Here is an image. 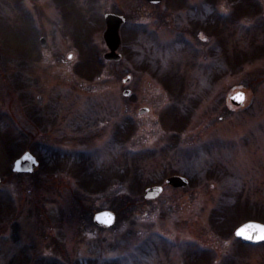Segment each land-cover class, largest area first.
<instances>
[{
	"label": "rangeland",
	"instance_id": "1",
	"mask_svg": "<svg viewBox=\"0 0 264 264\" xmlns=\"http://www.w3.org/2000/svg\"><path fill=\"white\" fill-rule=\"evenodd\" d=\"M263 213L264 0H0V264H264Z\"/></svg>",
	"mask_w": 264,
	"mask_h": 264
},
{
	"label": "water",
	"instance_id": "2",
	"mask_svg": "<svg viewBox=\"0 0 264 264\" xmlns=\"http://www.w3.org/2000/svg\"><path fill=\"white\" fill-rule=\"evenodd\" d=\"M147 1L151 3H159L161 0ZM104 22L105 30L102 34V38L108 51L103 55V57L106 60L117 62L121 59V55L117 52L121 44L119 29L125 22V18L114 13H106L104 15ZM40 42L44 44L45 40L41 39ZM128 81L129 76L125 78L123 82L126 83ZM122 94L128 97L131 95V91L129 89H125ZM241 94L243 95L241 96ZM244 99V93L241 91H238L229 97L230 102L234 106H240L243 103ZM146 112H148V108L146 107L139 108L138 110V114L140 115ZM36 165L37 162L35 157L29 151H27L14 161L12 170L14 172H31L36 167ZM165 183L173 187H181L187 185L188 180L181 176H170L165 180ZM161 191V186L148 187L144 191V197L147 199H153L157 197ZM92 220L96 226L105 228L110 227L115 222V214L109 210H102L96 212L93 215ZM235 235L250 242L264 241V225L257 222H247L236 229Z\"/></svg>",
	"mask_w": 264,
	"mask_h": 264
},
{
	"label": "trees",
	"instance_id": "3",
	"mask_svg": "<svg viewBox=\"0 0 264 264\" xmlns=\"http://www.w3.org/2000/svg\"><path fill=\"white\" fill-rule=\"evenodd\" d=\"M56 2H58V1H56ZM59 4H62V3H60V2H58ZM238 5V3L236 4V6ZM32 34H30V37H27V38H29V43L27 42V44H26V49H27V57L28 56H30L31 55V53H32V45H31V41L33 40L32 39V36H31ZM9 38V37H8ZM7 44V43H6ZM22 44V45H21ZM8 45H10V46H12V47H19V48H24V44H23V42L22 41H17V39H16V41L14 42V40L10 37L9 38V42H8ZM26 51V50H25ZM95 57H96V55H95ZM95 61L96 62H98L99 61V63H100V60H97V58H95ZM82 74V73H81ZM84 75V74H83ZM174 142L172 141V140H170V142H169V144L170 145H172ZM34 175V174H33ZM98 178H100V176L98 177ZM106 181V178L104 177L103 178V180H101V185L100 184H98V183H95V184H93L92 183V185H93V187H92V190H93V192H95V191H97V190H95L96 188H101L103 185H104V183L103 182H105ZM100 183V182H99ZM94 187H96L95 189H94ZM129 187L130 188H132L133 186L131 185V184H129ZM98 188V189H99ZM85 189H88V186H85ZM100 190V189H99ZM263 215H264V213H263ZM259 218H263V216L262 217H259Z\"/></svg>",
	"mask_w": 264,
	"mask_h": 264
},
{
	"label": "bare ground",
	"instance_id": "4",
	"mask_svg": "<svg viewBox=\"0 0 264 264\" xmlns=\"http://www.w3.org/2000/svg\"><path fill=\"white\" fill-rule=\"evenodd\" d=\"M119 35H120V31H119ZM112 61V60H111ZM113 62H116V61H113Z\"/></svg>",
	"mask_w": 264,
	"mask_h": 264
},
{
	"label": "flooded vegetation",
	"instance_id": "5",
	"mask_svg": "<svg viewBox=\"0 0 264 264\" xmlns=\"http://www.w3.org/2000/svg\"><path fill=\"white\" fill-rule=\"evenodd\" d=\"M143 1H146V0H143ZM148 2V1H147ZM149 3V2H148ZM151 4V3H150Z\"/></svg>",
	"mask_w": 264,
	"mask_h": 264
},
{
	"label": "snow or ice",
	"instance_id": "6",
	"mask_svg": "<svg viewBox=\"0 0 264 264\" xmlns=\"http://www.w3.org/2000/svg\"><path fill=\"white\" fill-rule=\"evenodd\" d=\"M243 94H241V96H242Z\"/></svg>",
	"mask_w": 264,
	"mask_h": 264
}]
</instances>
